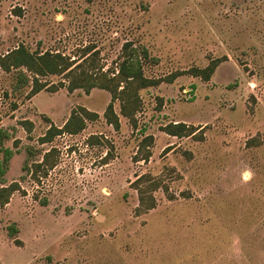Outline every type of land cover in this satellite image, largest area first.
I'll return each instance as SVG.
<instances>
[{
  "label": "rangeland",
  "instance_id": "obj_1",
  "mask_svg": "<svg viewBox=\"0 0 264 264\" xmlns=\"http://www.w3.org/2000/svg\"><path fill=\"white\" fill-rule=\"evenodd\" d=\"M126 41L148 49L150 78L221 61L207 81L140 89L134 126L115 100L118 130L107 90L28 97L20 69L0 66V159L12 151L0 187L20 186L0 205V264H264V0H0V55L95 51L83 69L114 71ZM79 105L99 117L39 140ZM176 122L195 132L163 131Z\"/></svg>",
  "mask_w": 264,
  "mask_h": 264
},
{
  "label": "trees",
  "instance_id": "obj_2",
  "mask_svg": "<svg viewBox=\"0 0 264 264\" xmlns=\"http://www.w3.org/2000/svg\"><path fill=\"white\" fill-rule=\"evenodd\" d=\"M96 53L95 51L91 53L88 51L83 55L81 62L71 63L68 58H65L59 52L45 51L43 53H34L29 51L23 44H20L8 53L0 55V66L5 71H10L12 68L20 69L17 74V79H19L23 85L30 84V90L27 93L28 97L35 95L43 89L55 92L59 87H65L69 92H73L75 89L80 88L87 94L95 87L107 90L110 93V101L104 109L103 117L108 124L112 125L115 130H118L120 123L119 116L115 112L113 106L115 100L120 101V113L126 116L134 126L135 113L139 109L141 103L139 95L140 89L158 85L162 81H172L175 77L186 73L198 76L202 80L207 81L221 61L220 58H213L202 68L191 67L187 70L169 74V76L164 78H150L143 73V61L148 58L152 59L146 47L133 46L131 41H126L122 45V53L120 54L119 62L114 71L102 70V68L96 67L97 70L83 69V63H92ZM21 68H25L29 74H25ZM48 74H63L68 78V82L66 84L60 82L59 85H49L46 82H41L39 76H46ZM98 117L99 114L97 112L79 105L72 108L63 125L56 126L50 124L45 134L39 137V140L41 142H48L56 135L62 133H78L85 128L87 121L96 120ZM26 123H28L27 130L30 131L32 124L30 121ZM162 129L167 134L175 136H188L195 132V127L193 125H186L184 122L169 123L163 126ZM147 140H152V136L147 135L143 138V142ZM50 153L51 151L45 152L40 162L33 163L36 168L34 171L32 170V175L43 165L48 167L47 158ZM11 155L12 151L6 148L3 158L0 159V184L5 183L4 175L7 171V162ZM53 165L54 163L49 164V168L53 167ZM22 169L25 171L30 170L27 163L23 164ZM45 174H47V170ZM19 189L20 186L17 181L1 186L0 205L6 204L10 195ZM152 206L151 204L148 208ZM14 231L15 229L12 228L11 232Z\"/></svg>",
  "mask_w": 264,
  "mask_h": 264
}]
</instances>
